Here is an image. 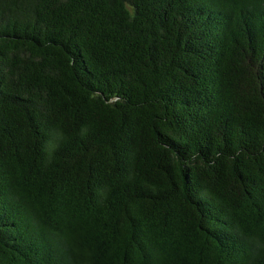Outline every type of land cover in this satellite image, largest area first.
Listing matches in <instances>:
<instances>
[{"label":"trees","instance_id":"trees-1","mask_svg":"<svg viewBox=\"0 0 264 264\" xmlns=\"http://www.w3.org/2000/svg\"><path fill=\"white\" fill-rule=\"evenodd\" d=\"M0 264H264V0H0Z\"/></svg>","mask_w":264,"mask_h":264}]
</instances>
